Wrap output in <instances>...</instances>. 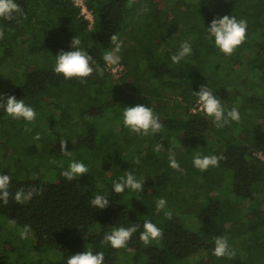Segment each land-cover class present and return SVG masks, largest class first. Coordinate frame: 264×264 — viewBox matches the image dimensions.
Masks as SVG:
<instances>
[{
    "label": "trees",
    "instance_id": "trees-1",
    "mask_svg": "<svg viewBox=\"0 0 264 264\" xmlns=\"http://www.w3.org/2000/svg\"><path fill=\"white\" fill-rule=\"evenodd\" d=\"M15 2L24 15L13 21L0 19L4 30L0 70L19 60L21 47L27 59L19 60L25 64L22 82L13 89L0 87V95L23 99L36 109L38 119L54 128L49 133L50 149L45 148V136L32 154L55 159L61 152L57 142L69 137L70 146L80 152L75 161L89 163L88 173L71 181L61 175L70 161L59 166L55 180L53 175L45 178L53 170L45 163L36 168L37 178L0 172L12 177L13 195L21 189H43L22 204L12 196L7 205L0 202V216L23 228L30 226V248L46 255L47 264H67L69 256L86 250L103 252L104 264H116L121 251L127 264H264V158L257 155L264 152V0H87L95 14L93 27L72 0ZM140 5L147 19L132 28L128 20ZM225 15L247 21L246 39L232 55L215 46L207 29L213 19ZM113 34L122 41L119 55L126 69L120 77L103 60L105 52L114 48ZM75 36L93 57L96 71L87 78L65 79L54 72L56 56L62 50H76L70 47ZM185 41L192 53L173 63L172 55ZM32 54L42 63L29 58ZM201 86L212 90L225 112L238 108L240 121L218 128L212 117L194 112ZM137 104L158 115L159 133L138 135L124 126L122 111ZM46 106L49 110L41 113ZM6 115L0 109V122ZM92 118L101 120L94 123ZM104 124L119 127L100 135ZM32 125L21 122L24 131ZM166 138L167 144L174 141L171 149L163 142ZM197 155L223 158L218 167L202 172L193 165ZM169 156L175 157L179 171L167 166ZM127 173L144 182L142 191H113V183ZM197 175L201 181L195 183ZM96 195L105 196L109 206L93 207L90 201ZM202 195L206 200H201ZM159 198L167 205L157 211ZM169 211L171 219L165 215ZM185 213L195 216L202 228H190ZM145 220L162 229V239L149 245L140 241ZM132 224L140 229L126 247L115 249L104 242L114 228ZM93 227L99 230L82 235L83 229ZM3 232L0 222V264H41L42 257L21 260L16 255L12 261L11 252L19 251L15 245L21 241L20 233L14 230L19 239L13 243L9 228L8 236ZM217 237L227 238L233 257L213 255ZM238 245L243 254L235 251ZM203 251L200 259L192 261Z\"/></svg>",
    "mask_w": 264,
    "mask_h": 264
},
{
    "label": "clouds",
    "instance_id": "clouds-1",
    "mask_svg": "<svg viewBox=\"0 0 264 264\" xmlns=\"http://www.w3.org/2000/svg\"><path fill=\"white\" fill-rule=\"evenodd\" d=\"M23 9L15 2V0H0V19L7 21H13L17 17L23 16ZM211 37H214L215 46L225 55H232L234 51L245 41L247 31V21L244 19L237 20L234 16L231 18L227 15L222 18L213 19L210 26L207 28ZM4 38V30L0 28V39ZM111 43L114 48L111 51L105 52L103 60L107 66H116L120 62V51L122 48V41H120L117 35L113 34L110 37ZM81 41L78 36L73 37L70 47L76 49L74 51H61L56 56V62L54 72L56 74H62L65 79L72 78H87L93 74L96 69L93 65L95 61L93 57L83 50L81 47ZM192 53L191 44L187 41L181 44L178 53L172 55L171 60L173 63H180L186 56ZM198 103L201 106L202 111L208 116L213 118V123L216 127H224L229 121L239 122L241 119L238 108L225 112V109L221 105L220 100L213 94L212 90L208 86H201L198 93ZM0 109H3L6 114L13 119H23L25 121H33L36 118L35 110L27 106L23 99L17 100L14 95L3 96L0 95ZM124 126L130 129L132 133L138 135L156 134L162 130V124L158 115L154 114L150 107H146L142 104L136 106L126 107L122 111ZM40 139V135L37 134L34 138ZM66 140L60 141L61 153H66ZM157 152L160 150V145L155 149ZM223 157L216 155H197L193 159V165L200 171H206L210 167H218L219 161ZM139 163V160L136 161ZM169 166L174 170L179 171L180 165L176 161L174 156H169ZM87 166L78 161H73L69 164L68 169L63 171L61 175L66 180L71 181L77 177L88 173ZM12 177L10 175L0 174V202L7 205L10 196L16 203L22 204L25 201L30 200L33 195H40L43 189L32 188L25 192L21 189L15 192L13 195L10 192V185ZM144 182L137 180L131 173H127L126 177H121L119 182L113 183V191L120 194L125 191L126 188L133 191H142ZM91 205L96 209H105L109 206V200L103 195H96L90 201ZM167 201L164 198H159L156 201L157 211L165 209ZM168 219H171V212L165 213ZM9 224L14 226L15 220L10 219ZM143 231L139 233V239L144 245H149L152 241H159L163 237L162 229L158 228L150 220H145L142 225ZM140 229V225L132 224L131 226L114 228L110 234L104 236V242L109 243L113 248L120 249L127 246L128 242L133 237V234L137 233ZM31 228L29 225H25L20 232L21 239H28ZM213 255L218 258L233 257L234 251L230 249L227 238L217 237L215 239V248ZM67 264H104V253L97 252L93 254L91 250H86L81 253H77L69 256Z\"/></svg>",
    "mask_w": 264,
    "mask_h": 264
},
{
    "label": "rangeland",
    "instance_id": "rangeland-1",
    "mask_svg": "<svg viewBox=\"0 0 264 264\" xmlns=\"http://www.w3.org/2000/svg\"><path fill=\"white\" fill-rule=\"evenodd\" d=\"M140 19H143V20L147 19V15L144 13L143 7L141 5H140V9L133 10L131 12V16H130L128 22L130 23L131 27L134 28V27H137V26H134V24L141 26ZM29 46H30V44H28L26 49L29 50ZM30 48H31V46H30ZM19 52L21 54V57L19 58V60H21L23 62V60L25 58L27 59V57L24 55L22 47L19 49ZM32 55H29V58H31V59L35 58L34 62H36L37 64L42 63L40 56H38L37 54L33 55V56ZM19 60L16 61L15 63L10 62L9 64L4 65L2 67V69L0 70V87H2L4 89H9V88L13 89L19 83L22 82V79H23L22 74L25 71V64L22 62H19ZM31 62H33V61H31ZM120 63H123V62H120ZM77 95H78V93L72 94V96H74V97H76ZM34 110H36V109H34ZM45 110H49V107L46 106L45 109H44V107H42L40 112L45 113ZM36 113H38V112H36ZM91 120H92V122L95 123V122H100L101 118H92ZM22 121H23L22 119L17 120V119H13L12 117L6 115L2 119V121L0 122V153H3V152L7 153L6 155L4 154L3 156H0V172L9 173L12 176L17 177V178H21V179L37 178L38 173L36 171V168L40 164H41L40 167H43L44 163H45V164H50V166L53 169V170L49 169L47 171V176H45V178L48 179L50 176L53 175L51 179L54 178V180H55L57 178L58 168L62 163L66 164L69 161L71 163L75 160H78V158L80 157V152L78 151V149L70 146L72 141L69 137H62L57 142L58 146L60 147V141L66 140V144H67L66 151H68V152H66V153L60 152L57 155V157L55 159H52V160H50V156L47 155V158L50 161H48L47 158L42 159L39 156H35L32 153L35 150V148L39 146V143H40L39 140L34 139L36 137V135L39 134L40 138H44L46 136V141H44V142H46L45 148L50 149L52 142L49 141V139H51V137H49V133L52 130H54V128L52 126H49L46 123V120H44L43 118L40 117V119H38L37 114H36L35 120H33L31 122L27 121V122L33 124L32 127L28 130L24 131V129L21 127ZM112 126L115 129H117L116 126H118V125H115V124L106 125V124H104V126L101 127L100 135L107 134V132L111 130ZM168 136H167V138H168ZM162 138L164 139V137H162ZM167 138H166V140H163L164 143L167 141ZM171 142H169L168 144L165 143L168 145V147L170 149L174 144V141L171 140ZM7 150H8V152H7ZM84 155H86V154H84ZM166 161L169 162V157L167 158ZM86 165L88 166L89 163ZM167 166H169V163H167ZM230 175H231V173H230ZM199 176L200 175L193 177V179L195 180V183H196V181L197 182L201 181ZM195 183H193L192 185L195 186ZM201 200L202 201L206 200L205 195H202ZM183 217H184V220H186V224L190 228H192L194 230H197V229L200 230L202 228V224L200 223V221H198L195 216H191L190 213L183 214ZM242 217H243V215H242ZM0 222L3 225V231H4L2 233V235L6 236L7 228H9V231L11 232L9 234L10 240L13 243H15V239H19V236L17 233H20L23 230V227H21L20 225H18L16 223L14 226L10 225L9 220L7 218H5L4 216H0ZM16 229H17V233H14V230H16ZM98 230H99V227L83 229L82 235L87 236L92 232H97ZM32 235H33V233L30 232L28 239H20L21 240L20 242H16L15 247L17 249H19V251L17 254L13 251L11 252V260L12 261H16V255H18L21 260H29V258H33L35 261H37L39 259V257H42L43 260L41 261V264H47L48 261L46 259V255H41V254L35 252L32 248H30V246L33 244V240L31 239ZM3 236H2V238H3ZM7 236H8V234H7ZM236 241L238 243H240L241 238H238ZM241 248H242L241 245H238L235 248V251L240 253V254H243L244 253L243 251L239 252L241 250ZM30 250H31V253H30ZM53 251H56V250H53ZM204 253L205 252L203 251V252H200V253L194 255V257L192 258V261L196 262L198 259H200L204 255ZM49 256H51V255H49ZM116 264H127L126 255L122 251L118 252L116 254Z\"/></svg>",
    "mask_w": 264,
    "mask_h": 264
},
{
    "label": "built area",
    "instance_id": "built-area-1",
    "mask_svg": "<svg viewBox=\"0 0 264 264\" xmlns=\"http://www.w3.org/2000/svg\"><path fill=\"white\" fill-rule=\"evenodd\" d=\"M73 3L79 7L80 9V15L86 18L89 21V26L93 27V24L95 22V14L92 8L89 7L87 0H72ZM109 70L116 76L119 77L126 69V66L124 63H120L116 66H109ZM192 110L194 112L202 111L200 104L198 103V100L194 103L192 106ZM257 155L261 158H264V152L258 151Z\"/></svg>",
    "mask_w": 264,
    "mask_h": 264
}]
</instances>
